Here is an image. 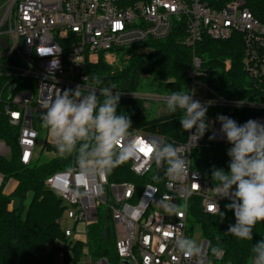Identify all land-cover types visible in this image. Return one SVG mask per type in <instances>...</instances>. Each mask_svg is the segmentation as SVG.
<instances>
[{"label":"built area","instance_id":"1","mask_svg":"<svg viewBox=\"0 0 264 264\" xmlns=\"http://www.w3.org/2000/svg\"><path fill=\"white\" fill-rule=\"evenodd\" d=\"M175 26H183L181 43L193 51L191 67L186 72L187 91L192 93L193 100L212 108L207 123L213 138L202 144L201 139L191 143L190 132L183 140L169 138L189 159L188 173L180 180L166 176L167 165L157 166L153 152L145 155L141 151L164 141V136L146 128H132L129 137L117 145L120 148L131 144L135 148V154L126 161L136 178L134 181H110L107 175L85 176L74 161L68 168L47 176L44 184L61 200L60 217L67 222L61 227L63 243L53 246L59 264H64L71 246L81 241L77 225L84 223L86 228L102 205L111 212L120 261L214 264L208 257L207 241L197 242L200 252L191 257L181 253L175 244L177 239H189L187 222L195 199L205 213L216 214L215 184L193 168L191 153L195 147L210 143L223 145L226 150L230 147L219 132L218 115L230 117L234 112L238 117L232 119L240 124L249 119L264 124V22L251 12L248 0H227L223 4L216 0H0V40L4 42L0 43V113L17 130L19 159L23 164L38 157L35 150L42 125L41 103L46 97L58 89L79 86L87 90L86 86L96 83L90 66L100 56L111 64L118 49L147 40H162ZM234 33L242 36L241 67L254 89V99H228L216 93L208 82L209 71L194 54L204 37L226 40ZM223 65L228 70L230 60L226 59ZM121 93V97L163 102L170 95ZM45 140L53 143L48 137ZM9 151V146L0 139V156H9ZM2 182L0 173V187ZM9 184H14L13 190L17 182L11 180ZM184 188L191 195L180 199L179 192ZM223 202L230 199L218 200L219 211ZM162 203L174 204L175 212L166 214ZM87 257L84 264H115L104 257L92 258L89 254Z\"/></svg>","mask_w":264,"mask_h":264},{"label":"trees","instance_id":"2","mask_svg":"<svg viewBox=\"0 0 264 264\" xmlns=\"http://www.w3.org/2000/svg\"><path fill=\"white\" fill-rule=\"evenodd\" d=\"M216 1L223 4L227 0ZM248 7L254 16L264 22V0H248ZM183 34V26H175L162 40H147L118 49L130 55L113 66L100 56L99 61L90 66V71L96 81H101L103 86L114 85L118 91L135 92L145 87L157 94L187 92L189 79L186 72L191 67L193 51L181 43ZM141 46L148 49L139 52L137 49ZM194 54L202 60V67L209 71L208 82L216 93L228 99H254V89L241 67V34L234 33L226 40L204 37L196 45ZM226 59L230 60L231 66L225 71L223 64ZM144 102L139 98L121 97L117 113L127 114L132 128H146L164 136L163 142L170 143L169 138L185 139L187 132L182 130L179 123L181 112L169 115L166 108L158 116L150 117L144 109ZM211 112L212 108L207 107L206 123ZM229 116L236 118L237 113ZM209 138L208 130L201 138V144ZM0 139L10 149L9 156H0V173L3 175L0 187V264H54L56 252L54 248L46 252V246L51 244L53 247L56 240L63 238L64 233L59 226L63 207L59 197L45 186L44 181L50 174L68 168L72 161H76L73 157H59L53 143L44 140L43 147L51 152V157L38 156L23 164L19 159L17 130L2 113ZM191 154L193 168L211 184H216L211 179L214 167L227 170L229 160L223 145H199ZM107 176L110 181L136 179L126 161ZM11 180L17 184L6 195L4 191ZM11 200L14 201L12 209L8 208ZM227 203H221L220 211H225L224 205ZM191 218L198 224L202 239L208 242V257L214 264H251L252 245L264 239V222L257 223L253 229L252 241L239 240L227 234L229 225L235 223L233 212L226 211L221 222L217 214L205 213L197 199L191 207ZM85 236V243L79 240L71 246L72 254H66L64 264H69L70 260L72 264H77L84 245L92 258L104 257L120 264L115 250L116 230L108 207L97 208L95 219L86 225ZM213 248L217 249L216 254L212 252Z\"/></svg>","mask_w":264,"mask_h":264},{"label":"clouds","instance_id":"3","mask_svg":"<svg viewBox=\"0 0 264 264\" xmlns=\"http://www.w3.org/2000/svg\"><path fill=\"white\" fill-rule=\"evenodd\" d=\"M86 89L79 86L58 89L46 97L41 103V123L57 155L73 157L82 175H108L135 154L131 144L117 147L129 137L132 121L127 114L117 113L122 93L114 85L103 86L97 80ZM166 108L169 115L182 113L179 123L183 131L191 133V143L196 144L209 130L207 107L193 100L189 90L171 93L166 99ZM216 119L219 132L230 147L226 150L227 170L214 167L211 172V179L216 181L215 212L221 222L226 211L233 212L235 223L229 225L226 233L239 240L252 241L253 229L257 223L264 222V124L253 119L240 124L224 115ZM150 150L157 166L167 165V177L180 180L187 175L189 159L174 144L161 142L152 145ZM190 195L187 188L179 192L180 199ZM222 199H230L224 205L225 211H219L218 200ZM161 206L166 214L175 212L172 203ZM175 244L188 257L200 252L197 243L188 238L177 239ZM250 251L251 264H264V239L253 244ZM212 252L216 254L217 249L213 248Z\"/></svg>","mask_w":264,"mask_h":264},{"label":"rangeland","instance_id":"4","mask_svg":"<svg viewBox=\"0 0 264 264\" xmlns=\"http://www.w3.org/2000/svg\"><path fill=\"white\" fill-rule=\"evenodd\" d=\"M147 49H148V47L142 46V47H139L137 50L140 52V51H145ZM129 55L130 54H127L126 51H122V50L114 52L113 53L114 60L111 63V65L113 66L116 63H118V61L121 58H122V60L123 59L124 60L128 59ZM102 58L105 61V58L103 56H102ZM139 93H142V94H155V93L151 92V90H149V89H147L145 87L142 90H140ZM144 100H145V102L143 104L144 109L146 110L147 113H149L150 117H156V116L161 114L166 109V102H163L161 100H154V99H144ZM40 128H41V130H40L39 144H38V146H37L35 151L37 152V156H40L41 158H46L47 159V158L51 157L52 154H51V152H48L46 148L43 147V142L46 139V137H48L49 139H51V138L48 135V133H46V131L43 128L42 125H41ZM40 147H42L41 148V153L38 155V151H39ZM13 185L12 184H11V186H10V184L7 185V187H6L7 191L6 190L4 191V193L6 195H9L12 192L11 187H13ZM13 204H14V201L11 200L10 203L8 204V208L12 209ZM102 206L105 207V205H102ZM63 225H67V222L62 220V217H59V226L62 227ZM77 230H78L77 236L81 239L82 243H85L86 236H85L84 223H79L77 225ZM187 235L189 236V239L194 240L196 243L199 242L202 239L199 226H198V224L196 222L193 221L192 218H189L188 222H187ZM63 241H64L63 238H61L60 240H56L55 242L59 245V244L63 243ZM65 246H66V244H65ZM51 249H53L51 244L46 246V252H49ZM68 254L71 256L72 251H71V253H68ZM87 255H88L87 248L84 245L83 246V253L81 254L77 264H84L85 262H87L88 261ZM54 264H59L57 259H56V257H54Z\"/></svg>","mask_w":264,"mask_h":264},{"label":"water","instance_id":"5","mask_svg":"<svg viewBox=\"0 0 264 264\" xmlns=\"http://www.w3.org/2000/svg\"><path fill=\"white\" fill-rule=\"evenodd\" d=\"M0 43H3V44H4V42H3L2 40H0ZM121 264H129V263H128V261H126V260H122V261H121Z\"/></svg>","mask_w":264,"mask_h":264},{"label":"snow or ice","instance_id":"6","mask_svg":"<svg viewBox=\"0 0 264 264\" xmlns=\"http://www.w3.org/2000/svg\"><path fill=\"white\" fill-rule=\"evenodd\" d=\"M140 143H143V141H140ZM141 151H143L144 152V154L145 155H147L151 150H150V148H149V150L148 151H144V149H141Z\"/></svg>","mask_w":264,"mask_h":264}]
</instances>
